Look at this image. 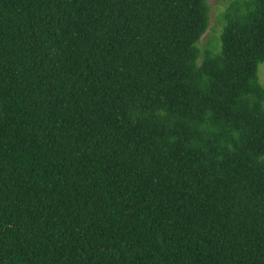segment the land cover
<instances>
[{
	"label": "trees",
	"instance_id": "obj_1",
	"mask_svg": "<svg viewBox=\"0 0 264 264\" xmlns=\"http://www.w3.org/2000/svg\"><path fill=\"white\" fill-rule=\"evenodd\" d=\"M209 11L0 0V264H264V0Z\"/></svg>",
	"mask_w": 264,
	"mask_h": 264
},
{
	"label": "rangeland",
	"instance_id": "obj_2",
	"mask_svg": "<svg viewBox=\"0 0 264 264\" xmlns=\"http://www.w3.org/2000/svg\"><path fill=\"white\" fill-rule=\"evenodd\" d=\"M230 0H207L210 7L209 26L202 35L197 47L202 55L205 51H215L220 47V33L222 28L221 15ZM201 57L198 59L200 62ZM259 83L264 86V64L258 66Z\"/></svg>",
	"mask_w": 264,
	"mask_h": 264
}]
</instances>
